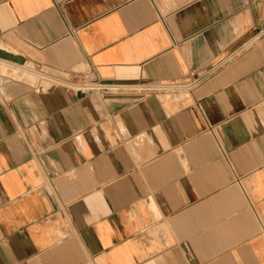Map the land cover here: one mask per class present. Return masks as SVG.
I'll list each match as a JSON object with an SVG mask.
<instances>
[{
    "label": "crops",
    "instance_id": "0c3cea01",
    "mask_svg": "<svg viewBox=\"0 0 264 264\" xmlns=\"http://www.w3.org/2000/svg\"><path fill=\"white\" fill-rule=\"evenodd\" d=\"M263 28L264 0H0V264H264Z\"/></svg>",
    "mask_w": 264,
    "mask_h": 264
},
{
    "label": "built area",
    "instance_id": "2783aa9c",
    "mask_svg": "<svg viewBox=\"0 0 264 264\" xmlns=\"http://www.w3.org/2000/svg\"><path fill=\"white\" fill-rule=\"evenodd\" d=\"M263 35L264 34V28L260 29L257 32V35ZM216 64L212 67L202 71L198 72L195 70H190L188 72V78L185 82L175 85L174 87H167L165 88V92L172 93L175 90H181L184 92L190 91L192 88L200 84L202 81H204L216 68ZM68 79L69 88L74 89L76 91H98V92H109L113 90H117L118 86H112L107 83H104L98 77L95 75V73L92 70H89L85 73H74L70 76ZM170 88V89H169ZM150 87H144L141 89V91H149Z\"/></svg>",
    "mask_w": 264,
    "mask_h": 264
},
{
    "label": "rangeland",
    "instance_id": "374dc122",
    "mask_svg": "<svg viewBox=\"0 0 264 264\" xmlns=\"http://www.w3.org/2000/svg\"><path fill=\"white\" fill-rule=\"evenodd\" d=\"M26 66H28L29 68H32L34 70H37L40 74H37V75H34L31 79H29L28 77H25L20 79L21 81H24L28 84H31V85H34L36 86L37 84H39L41 81H46V86H52V85H55V86H62L64 84H67L68 85V75L66 74L65 77L63 79H52L49 80L47 79L48 77H46V75H44L40 69H38L37 67H34L33 65H30V64H25ZM89 70H84L82 69V71H80L81 73H85ZM6 79H12L11 75L9 74H1L0 75V83L1 82H4Z\"/></svg>",
    "mask_w": 264,
    "mask_h": 264
},
{
    "label": "water",
    "instance_id": "95a60500",
    "mask_svg": "<svg viewBox=\"0 0 264 264\" xmlns=\"http://www.w3.org/2000/svg\"><path fill=\"white\" fill-rule=\"evenodd\" d=\"M0 58H4L10 61H14L16 63H22L23 59L21 56L17 55V54H13L7 50H4L2 48H0Z\"/></svg>",
    "mask_w": 264,
    "mask_h": 264
},
{
    "label": "bare ground",
    "instance_id": "6f19581e",
    "mask_svg": "<svg viewBox=\"0 0 264 264\" xmlns=\"http://www.w3.org/2000/svg\"><path fill=\"white\" fill-rule=\"evenodd\" d=\"M4 59V58H3ZM7 60V59H6ZM10 61V60H9ZM12 62H14V61H12ZM17 67V66H16ZM17 74H16V77H18L19 76V72H18V70H16L15 71Z\"/></svg>",
    "mask_w": 264,
    "mask_h": 264
}]
</instances>
